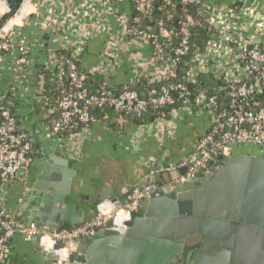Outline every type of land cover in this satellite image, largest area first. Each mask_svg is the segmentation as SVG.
<instances>
[{"label": "built area", "instance_id": "obj_1", "mask_svg": "<svg viewBox=\"0 0 264 264\" xmlns=\"http://www.w3.org/2000/svg\"><path fill=\"white\" fill-rule=\"evenodd\" d=\"M255 1L221 5L210 0H22L12 9L15 0L12 4L0 0L4 9L0 14V56L19 53L12 85L0 97V192H8L19 171H31L35 136L60 147L70 146L74 132L99 121L94 109L142 119L150 110L178 106L169 115L161 112L156 116V124L169 137L177 131L179 112L197 116L207 113L211 121L195 152L178 165L162 169L169 175L164 185L150 183L130 195L121 209L104 201L98 205L96 216L82 225L40 231L36 223H17L0 204V264L6 260L11 237L19 233L26 241L37 239L43 250L59 245L53 264H68V255L78 240L96 235L109 220L114 221L115 230L124 232L133 212L151 198L153 191L185 185L187 179L198 178L220 158L231 159L237 147L264 150V101L255 102L264 95V2L259 5ZM63 2L73 4L70 16L75 27L59 34L53 21L54 16H60ZM120 7H124L123 13ZM33 20H38L36 24L45 35H60L58 50L43 65L50 79L37 76L47 113L37 134L29 133L4 104L23 89L26 78L34 76L32 54L36 49L12 37ZM194 29L211 38L199 46L193 42ZM102 35L106 40L97 65L88 72L81 70L87 45ZM44 46L43 35L42 49ZM143 48L148 51L147 58ZM126 63L132 64V77L120 84ZM180 65H185L182 80L178 77ZM139 68L143 71L136 74ZM88 74L102 78L95 92L87 86ZM210 79L223 85L209 84ZM143 81L151 86L146 95L139 92ZM48 82L54 84L49 97L45 95ZM217 85L220 89L215 91L219 93H211Z\"/></svg>", "mask_w": 264, "mask_h": 264}, {"label": "crops", "instance_id": "obj_2", "mask_svg": "<svg viewBox=\"0 0 264 264\" xmlns=\"http://www.w3.org/2000/svg\"><path fill=\"white\" fill-rule=\"evenodd\" d=\"M210 1L233 5L253 3L255 0ZM262 1L255 2L260 5ZM62 9L60 16H54L56 20L53 21L59 34L75 27V21L70 16L73 4L63 2ZM57 17H60L59 20ZM36 22L33 20L18 28L17 33L12 35L17 42H24L36 49L32 54L34 76L32 79L26 78L23 89L13 96L20 116L19 122L32 134H37L47 116L40 98L39 81L36 82L39 71L36 65L43 67L49 56L38 55L43 50L45 34ZM105 40L106 36L102 35L87 45L83 62L85 71L97 65ZM147 52L143 48L145 58ZM18 58L19 53L15 51L0 56V97L12 85ZM130 64H125L118 81L120 84L132 77ZM142 71L143 68H139L136 74ZM143 84L148 83L143 81ZM139 92H143L140 87ZM95 115L99 121L74 132L69 138L70 146L60 147L51 140L42 141L34 137L35 164L31 171L17 174L8 192H0V204L6 207L17 223L25 225L29 218L32 210L30 198L41 199L40 213L46 214L49 222H65V228L79 226L93 219L98 213L99 202H108L105 198H115L123 206L127 205L129 196L136 191H142L150 183L155 186L161 184L150 178L152 172L161 174V178L168 181L169 175L162 169L178 165L195 152L199 139L211 124L207 113L197 116L179 112L175 121L177 131L173 137H169L158 127L154 115H149L152 118L146 124L141 123L139 118L118 116L110 110L99 111ZM244 152L259 155L264 150L240 146L235 148L232 158ZM36 185H40V189L36 190ZM31 192H37V195L29 196ZM46 208L49 209L48 213L44 211ZM140 210L141 207L133 212V218L140 216ZM73 222L76 224L73 225ZM184 245L193 248L186 250L184 264H264V230L255 225L238 221L216 222V225L206 226L204 234L196 233L186 239ZM196 245L199 246L194 249ZM8 246L4 264L44 263L45 258L39 251L37 239L26 241L19 233L11 237ZM175 262L183 264L181 258H176Z\"/></svg>", "mask_w": 264, "mask_h": 264}, {"label": "water", "instance_id": "obj_3", "mask_svg": "<svg viewBox=\"0 0 264 264\" xmlns=\"http://www.w3.org/2000/svg\"><path fill=\"white\" fill-rule=\"evenodd\" d=\"M7 1L12 4V0ZM21 1L15 0L11 8H17ZM120 11L123 12L124 7H120ZM44 41L42 53L52 56L59 48L60 35L46 34ZM36 68L39 69L37 75H41L44 68L40 64ZM215 88L220 89L219 85ZM22 172L24 170L18 174ZM161 177L154 174V182L164 185L166 182ZM40 187L36 185L35 189ZM32 194L37 195V192L29 196ZM105 199L117 209L123 207L118 199ZM41 202L38 198L29 199L32 210L25 225L36 223L40 231L65 228V222H49L46 214L40 213ZM48 210L44 211L48 213ZM139 215L126 223L124 232L115 230L114 221L109 220L96 235L80 238L68 255V264H179L176 258H181L184 264L186 250H193L185 247L186 239L196 233L204 234L208 225L238 221L264 230V152L259 155L244 152L229 160L220 158L201 176L187 179L185 185L177 189L153 191L151 198L141 206ZM59 249V245L52 250L40 247L45 258L43 264L55 263Z\"/></svg>", "mask_w": 264, "mask_h": 264}, {"label": "trees", "instance_id": "obj_4", "mask_svg": "<svg viewBox=\"0 0 264 264\" xmlns=\"http://www.w3.org/2000/svg\"><path fill=\"white\" fill-rule=\"evenodd\" d=\"M178 5L179 4L177 3V6ZM176 11H178L177 14H179V10H177V8H176ZM210 38H211V35L205 33L204 31H200L199 29L193 30V42L197 43L199 46L203 45V43L205 41L209 40ZM38 55H39V57L48 56V55L43 54L42 50L38 53ZM184 66L185 65H180V69H179V73H178V77L180 80H182L183 76H184V74H183L184 73ZM80 68H81V70L85 71L83 69V63H80ZM88 75H89V80H88L87 86L92 92H95L100 87V85L102 83V78L97 76V75H91V74H88ZM42 76L46 80L50 79V75L46 71L42 72ZM214 83H219V84L223 85V82H221V81L210 79L209 84H214ZM201 87H202L201 85H196V88L200 89ZM52 88H54V84L48 82V86H47L46 92H45V95L47 97H49L52 94L53 91H50V90H53ZM140 88L143 89V92H141V94L146 95L148 90L151 88V86L149 84L141 83ZM208 91H210V89ZM211 93H219V92L215 91V86H214L211 90ZM221 97L224 100L226 99V95H221ZM256 101H264V95L256 98L255 102ZM4 104L7 105V107L10 109L11 114L14 116V118H16L18 121H20V116L18 115V112H17L16 103L13 102V97H9L8 100ZM177 108H178V106H174L172 108H166L164 110H156V111L150 110L149 112L146 113V115L144 117L145 119L144 118L141 119V123H144V124L149 123V121L152 118L150 116L154 115L156 117L161 112H165L166 114L169 115L171 110L177 109ZM92 112L94 114H96L99 111L94 109V110H92ZM1 122H2V118H0V123ZM159 186H161V184Z\"/></svg>", "mask_w": 264, "mask_h": 264}, {"label": "clouds", "instance_id": "obj_5", "mask_svg": "<svg viewBox=\"0 0 264 264\" xmlns=\"http://www.w3.org/2000/svg\"><path fill=\"white\" fill-rule=\"evenodd\" d=\"M3 11H4V9H3V8H0V14H2ZM17 23H18V22H17ZM49 243H51V242H49Z\"/></svg>", "mask_w": 264, "mask_h": 264}, {"label": "flooded vegetation", "instance_id": "obj_6", "mask_svg": "<svg viewBox=\"0 0 264 264\" xmlns=\"http://www.w3.org/2000/svg\"><path fill=\"white\" fill-rule=\"evenodd\" d=\"M201 176V175H200Z\"/></svg>", "mask_w": 264, "mask_h": 264}]
</instances>
